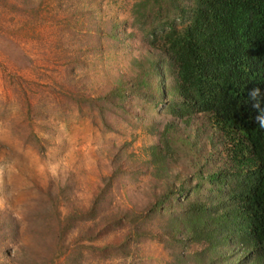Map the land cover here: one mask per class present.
Instances as JSON below:
<instances>
[{
  "label": "trees",
  "instance_id": "trees-1",
  "mask_svg": "<svg viewBox=\"0 0 264 264\" xmlns=\"http://www.w3.org/2000/svg\"><path fill=\"white\" fill-rule=\"evenodd\" d=\"M118 2L94 32L103 39L101 54L124 55V62L108 60L93 79L96 101L88 100L102 116L134 122L126 125L128 140L112 144L116 169L103 177L89 210L70 201L63 219L96 218L116 172L127 176V164H142L133 146L141 128L155 137L144 161L153 191L141 210L99 219L127 228L119 243L85 246L126 258L140 237L162 235L172 250L165 264H264V0L96 1ZM53 212L42 217L53 221ZM157 214L166 222L161 235L145 230ZM20 230L0 213L3 264H71L73 250L79 258L88 251L79 242L71 249L73 229L59 224V240H40L41 256L29 257Z\"/></svg>",
  "mask_w": 264,
  "mask_h": 264
},
{
  "label": "rangeland",
  "instance_id": "rangeland-1",
  "mask_svg": "<svg viewBox=\"0 0 264 264\" xmlns=\"http://www.w3.org/2000/svg\"><path fill=\"white\" fill-rule=\"evenodd\" d=\"M96 1L0 0V213L19 224L26 242L23 251L29 257L41 256L36 250L40 240H59V224L73 229L67 235L69 243L84 247L119 243L127 228H107L99 219L141 210L153 188L151 170L144 161L155 137L139 128L134 131L133 146L144 157L142 164H127V176L116 172L96 218L63 219L71 211L70 201L77 202L79 211L89 210L98 188L104 187L103 177L116 169L112 144L122 136L128 140L126 125L134 122L127 116L117 120L108 112L102 116L88 100L96 101L100 87L93 79L108 60L112 66L111 60L123 63L125 58L101 54L103 39L94 32L107 16L114 15L120 2L107 6ZM137 40L131 44L139 47ZM130 110L134 112L132 106ZM178 169L172 167L170 173L175 175ZM51 207L57 212L48 221L42 212ZM164 223L157 214L147 221L145 230L161 235ZM166 240L162 235L142 236L130 246L126 258L119 252L86 247L80 258L73 250L70 262L165 264L172 254Z\"/></svg>",
  "mask_w": 264,
  "mask_h": 264
}]
</instances>
